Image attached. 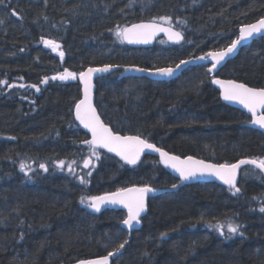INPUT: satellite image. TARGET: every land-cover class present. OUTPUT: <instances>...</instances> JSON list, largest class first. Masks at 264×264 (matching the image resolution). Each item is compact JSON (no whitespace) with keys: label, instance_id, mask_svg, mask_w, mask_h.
Listing matches in <instances>:
<instances>
[{"label":"trees","instance_id":"16d2710c","mask_svg":"<svg viewBox=\"0 0 264 264\" xmlns=\"http://www.w3.org/2000/svg\"><path fill=\"white\" fill-rule=\"evenodd\" d=\"M160 16L171 17L169 25L183 34L181 44L160 38L150 48H134L114 34L118 27ZM262 16L264 0H2L0 80L14 87L0 86V264H71L105 255L125 239L112 264H264L259 169L241 166V191L234 195L215 182L178 186L157 156L145 154L127 165L97 149L100 158L94 157L86 176L82 159L92 153L82 142L89 136L73 114L81 96L78 76L50 79L64 69L78 74L102 64L174 65L226 47L241 25ZM42 38L57 41L63 59L45 48ZM120 71L95 81L96 108L114 132L215 163L264 158V134L245 112L222 101L205 65L170 81L120 77ZM218 75L264 87V37L244 47ZM45 77L49 81L42 84ZM58 161L65 169L72 164L74 172L60 171ZM21 162L32 164L28 175ZM145 184L160 192L148 198L135 231L121 226L124 211L95 212L80 203L82 196ZM218 221L239 225L238 235L226 238L208 227Z\"/></svg>","mask_w":264,"mask_h":264},{"label":"snow or ice","instance_id":"6c2138e0","mask_svg":"<svg viewBox=\"0 0 264 264\" xmlns=\"http://www.w3.org/2000/svg\"><path fill=\"white\" fill-rule=\"evenodd\" d=\"M0 2H2V0H0ZM131 3L132 0H130V4ZM12 14L17 15L15 11H13ZM170 22L171 17L169 16L154 17L147 23L142 22L139 24H132L130 27L124 28L118 27L114 30V34L117 38L127 41L129 44H147L157 33H164L168 36L170 41L179 44L184 37L180 31H173L171 27L164 26L170 24ZM0 23H2V21H0ZM181 23H183V21H181ZM239 32V38L232 40L231 44L226 48L219 51L208 52L205 55L194 59L200 61L210 59L211 67L207 68V73L212 74L217 69V66L220 65L226 57L232 54L243 41L252 38L254 34H264V18L259 19L253 24L241 26ZM42 42L45 46L50 47L53 52H56L60 47L59 44L52 40L43 39ZM59 56L63 59L64 52L60 51ZM191 62L192 61L188 60H180L179 63L175 64V67H159L154 71L134 66L125 70L148 72L150 75H158L161 77H171L181 68L182 65H187ZM114 67L119 66L106 64L102 67H89L86 71H81L78 74L69 71L68 69H64L62 73H58L50 78L51 80L66 81L70 79L75 80L78 76L83 85V98L75 103V119L79 121V124L82 125L84 129H87L88 132L91 133V139H86L82 143L89 146L90 152L96 159L100 158L97 149L103 148L109 153H115V155L127 165H136L140 160L141 154L144 153L145 150H151L152 152L159 153L161 158L160 162L162 164L179 174L180 181L189 180L198 174L215 176L224 184L228 185L234 195L239 194L241 191L237 186V172L242 165H251L256 169H259L261 172H264V158L241 159L232 164H211L206 163L204 160L194 159L192 156H187L181 159L180 156L171 155L161 148L156 147V145L150 143L146 138H142L140 135H120L114 132L112 128L101 120L100 115L97 113V108L93 105L92 101L93 74L107 73ZM48 81L49 78L45 77L41 80V83L46 84ZM211 82L220 86L223 100L234 101L242 105L243 108L251 114L250 123L258 126L260 129H264V87H249L245 83H237L234 80H220L216 78H213ZM0 86H6L7 88L14 87L13 84L7 83L5 80H0ZM20 87H24V85H20ZM31 87L35 88L37 92L40 91V88L37 85H31ZM90 165L95 167L91 159L84 158L83 167L88 169ZM56 166L63 167L64 161H58ZM19 167L25 175H28V172L25 171V169L28 168L30 170V166L21 162ZM67 167L70 173L74 172L72 164H68ZM39 168L45 172L48 171V168L44 163L39 164ZM87 175H91V171H89ZM78 178L82 185L87 183V180L84 177ZM172 187L176 188L177 185L173 184ZM155 191L156 189L145 184L142 187L133 186L130 188H120L115 192L99 196H82L80 203L86 204L87 207L96 212L101 211L102 205L122 206L127 210V216L122 220V224L131 229L135 225L140 224L141 213L146 210L145 199L147 194ZM259 211L264 213V207H261ZM208 227L214 228L221 235H224V227H227V232L229 234H236L240 228L239 225L233 222H228L225 225L219 221L214 225L208 222ZM161 235L163 236L164 234ZM127 243L128 240L125 239L116 249L108 252L107 255L97 259L81 260L79 261V264H109V258L119 253Z\"/></svg>","mask_w":264,"mask_h":264},{"label":"water","instance_id":"95a60500","mask_svg":"<svg viewBox=\"0 0 264 264\" xmlns=\"http://www.w3.org/2000/svg\"><path fill=\"white\" fill-rule=\"evenodd\" d=\"M261 18H264V16H262ZM261 18H259V19H261ZM259 19H257V20H255V21H253V22H250V23H246V24H243V25H241V26H244V25H249V24H253V23H255V22H257ZM147 23V22H150V21H139V22H135V23H131V24H129V25H127L126 27H130L132 24H139V23ZM165 27H171L172 29H173V31H179L177 28H175L174 26H172V25H169V24H166V25H164ZM240 26V27H241ZM240 27H239V29H240ZM239 29H238V34H237V36H236V38L235 39H238L239 38V35H240V32H239ZM183 35V34H182ZM260 37H264V34H254V36L252 37V38H248V39H246L245 41H243L240 45H238V47H237V49L236 50H234V52L232 53V54H230L228 57H226V59L224 60V61H222L221 62V64L220 65H218L217 66V69L212 73V74H209V75H211L213 78H216V79H220V80H234V79H225V78H223V77H220L219 75H218V73H219V71L230 61V60H232L233 58H235L238 54H239V52L244 48V47H246V46H248L253 40H255V39H258V38H260ZM160 38H163V39H165L169 44H171V45H179V44H181L182 42H183V40L179 43V44H176V43H173L172 41H170L169 39H168V36L166 35V34H164V33H157L156 34V36L155 37H153L152 39H151V41L149 42V43H147V44H143V43H139V44H129L127 41H123V43L125 44V45H127V46H129V47H134V48H150V47H152L155 43H156V41L158 40V39H160ZM231 44V43H230ZM229 44V45H230ZM229 45H227V46H229ZM226 46V47H227ZM226 47H224V48H226ZM224 48H221V49H218V50H210V51H207V52H205V53H202V54H199V55H197V56H192V57H188V58H185V59H182V60H188V61H192L191 63H189V64H187V65H182L181 66V68L179 69V70H177L176 72H175V74L173 75V76H171V77H161V76H158V75H150L148 72H137V71H134V70H128V71H126L125 69H128V68H131V67H139V66H135V65H127V66H119V67H114V68H112L109 72H107V73H94L93 74V90H92V101H93V105L96 107V105H95V90H96V83H95V81H96V79L97 78H99V77H101V76H105V75H107L108 73H110V72H112V71H115V70H119V69H123V71H122V73L120 74V77H124V76H133V77H147V78H149V79H151V80H157V81H170V80H172V79H174V78H177L185 69H187V68H189V67H193V66H200V65H205L206 66V72H207V68H209V67H211V60L209 59V60H206V61H200V60H196V59H194V58H196V57H200V56H203V55H205L206 53H208V52H211V51H219V50H222V49H224ZM177 63H179V62H177ZM177 63H175V64H177ZM175 64L174 65H171L172 67H175ZM104 65H106V64H102V65H97V66H89V67H102V66H104ZM107 65H112V64H107ZM89 67H87V68H89ZM163 67H169V66H163ZM87 68L86 69H84L83 71H86L87 70ZM139 68H143V67H139ZM159 68V67H158ZM145 69H149V70H152V71H154L156 68H153V69H151V68H145ZM78 80H79V78H78ZM234 81H236L237 83H242V82H239V81H237V80H234ZM79 83H80V86H81V96H80V98L78 99V101L80 100V99H82L83 98V85L81 84V82H80V80H79ZM218 90H219V93H220V97H221V99H222V101L224 102V103H226L227 105H230V106H232V107H234V108H237V109H239V110H241V111H243V112H245L247 115H249L250 116V118H251V114L250 113H248L247 112V110L246 109H244L243 108V106L242 105H240V104H238L237 102H234V101H225V100H223V98H222V96H221V89H220V86L219 85H215V84H213ZM247 85V84H246ZM249 86V85H248ZM249 87H252V86H249ZM255 88H257V87H255ZM77 101V102H78ZM97 113H98V110H97ZM73 114H74V120H75V123L84 131V132H86L87 134H88V136H89V140L91 139V133L90 132H88V130L87 129H84L83 128V126L82 125H80L79 124V121H77L76 119H75V107H74V112H73ZM98 115H99V113H98ZM101 117V116H100ZM101 120H102V118H101ZM103 121V120H102ZM104 122V121H103ZM105 123V122H104ZM107 125V124H106ZM252 125V124H251ZM109 126V125H108ZM110 127V126H109ZM252 127L254 128V129H256V130H258V131H260L261 133H263L264 134V129H260L258 126H256V125H252ZM111 128V127H110ZM116 133H118V132H116ZM118 134H120V133H118ZM120 135H124V134H120ZM125 135H129V136H135L134 134H125ZM151 143V142H150ZM155 145V144H154ZM156 147H158V146H156ZM158 148H160V147H158ZM162 150H164V151H166L165 149H163V148H161ZM98 150H101V151H104V152H106V153H109V152H107V150L106 149H103V148H98ZM166 152H168V151H166ZM169 154H171V155H175V154H172V153H170V152H168ZM109 154H112V155H115V153H109ZM145 154H149V155H154V156H157L158 157V159H159V161H160V155H159V153H156V152H152L151 150H145V152L144 153H142L141 154V157H140V160L137 162V164L141 161V159H142V157L145 155ZM116 156V155H115ZM177 156H179V155H177ZM118 157V156H117ZM181 157V159H183V158H185V157H187V156H180ZM194 159H197V160H204V159H200V158H198V157H195V156H192ZM87 158H89V159H91L90 157H87ZM244 159H246V158H244ZM241 160V159H240ZM206 163H211V164H225V163H215V162H212V161H208V160H204ZM239 161V160H238ZM238 161H236V162H238ZM236 162H234V163H236ZM123 163H125L124 161H123ZM161 163V162H160ZM126 164V163H125ZM162 164V163H161ZM229 164H232V163H229ZM163 165V167L167 170V171H169L173 176H175L177 179H178V186H182V185H188V184H193V183H196V182H215V183H218V184H221V185H223V186H225V187H227V188H229V186L228 185H226V184H224L221 180H219V179H217L215 176H210V175H197V176H195V177H193V178H190L189 180H186V181H180L179 180V174L178 173H176L173 169H171V168H169V167H166L164 164H162ZM90 167V166H89ZM240 169H241V167H240ZM240 169L238 170V172H237V180H238V182H239V177H240ZM262 173V175H263V177H264V172H261ZM133 186H136V187H142V186H137V185H132V186H128V187H125V188H130V187H133ZM117 191V190H116ZM112 192H115V191H112ZM112 192H109V193H112ZM160 192V190H157L156 189V191L155 192H152V193H148L147 194V196H146V199H145V203H146V210H145V212H143V213H141V220H140V224H138V225H135L133 228H131V229H129L127 226H125V225H123L122 223H121V226L125 229V230H127V231H129V232H131V231H135V230H138L140 227H141V224H142V217L143 216H145V214L147 213V201H148V198H150V197H153V196H155V195H157L158 193ZM104 194H106V193H104ZM104 194H101V195H104ZM99 196V195H98ZM105 209H114V210H122V211H124L125 212V218H126V216H127V210L126 209H124L122 206H120V205H102L101 206V211L102 210H105ZM93 210V209H92ZM93 211H95V210H93ZM96 212V211H95ZM100 212V211H99ZM122 251H123V249H121L120 250V252L119 253H117L116 255H114L113 257H110L109 258V264H112V260L113 259H115V258H117L121 253H122ZM105 255H107V254H105ZM105 255H101V256H96V257H91V258H87V259H81V260H91V259H97V258H99V257H103V256H105ZM81 260H78V261H76V262H74V263H71V264H79V261H81Z\"/></svg>","mask_w":264,"mask_h":264},{"label":"rangeland","instance_id":"374dc122","mask_svg":"<svg viewBox=\"0 0 264 264\" xmlns=\"http://www.w3.org/2000/svg\"><path fill=\"white\" fill-rule=\"evenodd\" d=\"M43 39H48V38H42V39H41V43H42V44H43V42H42ZM48 40H52V41H54L55 43L59 44L57 41H55V40H53V39H48ZM165 42H166V40H165ZM164 44H165V43H164ZM59 45H60V44H59ZM43 46H44L45 48L51 50V52H52L53 54H55L57 57H60V56H59V52L62 51L61 46L57 49L56 52H53L52 49H51L50 47H47V46H45L44 44H43ZM38 87H40V86H38ZM29 88H32V87L29 86ZM34 91L37 92L35 88H34ZM87 157H90L92 161L94 160V156H93L92 154H88V155H86L85 157H83V159H82V165H83V160H84V158H87ZM29 166H30V170H29L28 168H26V169H27V171L31 172V171H32V170H31V169H32V164L29 165ZM90 166H91V165H90ZM88 169H89V168H88ZM88 169H85V172L83 173V174L86 175V176H89V175H87V173L89 172ZM61 170H62V171H65V172H69L68 167H67V169L61 167V168H60V171H61ZM69 174H70V172H69ZM227 223H228V222L223 223V224L226 225ZM223 231H224V235H228V237H233V236L238 235V232H237L236 234H229V233L227 232V227H224Z\"/></svg>","mask_w":264,"mask_h":264},{"label":"bare ground","instance_id":"6f19581e","mask_svg":"<svg viewBox=\"0 0 264 264\" xmlns=\"http://www.w3.org/2000/svg\"><path fill=\"white\" fill-rule=\"evenodd\" d=\"M162 42V41H161ZM204 53V52H203ZM119 66H121V65H119ZM171 66V65H170ZM124 67V66H123ZM119 70H121L120 71V74L122 73V71H123V69H119ZM117 71V70H116ZM106 124V123H105ZM154 144V143H153ZM157 146V145H156ZM161 148V147H160Z\"/></svg>","mask_w":264,"mask_h":264},{"label":"flooded vegetation","instance_id":"af4514ba","mask_svg":"<svg viewBox=\"0 0 264 264\" xmlns=\"http://www.w3.org/2000/svg\"><path fill=\"white\" fill-rule=\"evenodd\" d=\"M248 116H249V115H248ZM249 117H250V116H249ZM250 119H251V118H250ZM143 217H144V216H143ZM143 217H142V218H143ZM121 223H122V222H121Z\"/></svg>","mask_w":264,"mask_h":264}]
</instances>
